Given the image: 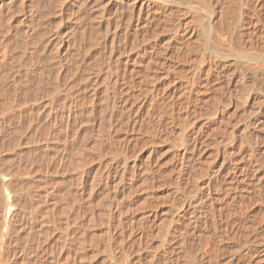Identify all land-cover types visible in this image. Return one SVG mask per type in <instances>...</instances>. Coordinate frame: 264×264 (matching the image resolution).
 <instances>
[{
    "label": "rangeland",
    "instance_id": "374dc122",
    "mask_svg": "<svg viewBox=\"0 0 264 264\" xmlns=\"http://www.w3.org/2000/svg\"><path fill=\"white\" fill-rule=\"evenodd\" d=\"M132 1L0 0V164L5 169H8L10 167L7 172L11 170L10 173L14 175H12V180L17 181L13 182L15 183V187H17L18 185L17 189H19L20 191L22 189V195H25L24 198L22 196V204L25 203L23 205L25 207L22 208L23 212L18 215V217L23 216V219L20 218V221L19 218L16 217L15 220L18 221H14V224L17 225H14V227L16 228L14 229L15 233L13 231V235L9 240L11 245L10 243H8L9 245H6L7 249L5 247L6 251H3V253L1 254L3 256V259H5L4 257H7L5 260H1L0 264H123L124 262L128 264H147V262L148 264H168L169 262H167V260H164V253L163 255L161 253L163 252L162 249L165 247V251H168L169 249L171 250H169V253L171 252L170 256H172V263L174 262L176 264L178 262V264H184L183 260H185V264H187L188 262L194 264L193 261L195 262V264H264V242L262 241L264 240V137H262L264 136V85H259L260 88L257 87L258 85H244L245 80L242 78H245V75L243 74L245 69L243 67L246 66H244V64H241L244 62H237L240 65L236 64L235 62V65L232 66V64L229 62L231 60H228L230 58L224 59L226 61L222 60L218 62L219 59H216L217 55L215 54H211V56L213 55L216 57H213L212 59L209 58V62H204V60L199 55L203 52H200V49H198L197 42L188 40L187 36L189 34H186L185 36L184 34H182L183 32H180L181 34H177L178 36L176 35V38L174 40H169L170 34H172L173 29L170 30L169 27H166V12L167 14L168 12H170L169 14L174 17L175 22H177L179 26L184 25V23L187 22L186 19L188 20V14L185 12L184 15V11L178 8L176 4L171 2L172 0ZM174 1H177L178 3H180L179 1H182V3L186 2L185 0ZM194 1L197 3L198 1L200 2V0ZM210 1L213 2L214 0ZM210 1H208V6L210 9L212 8L211 10H213L214 6L213 3L210 4ZM257 1L259 2V4L255 3L256 0H243V3L245 5L247 4L246 11L248 13L245 12V16H247L248 18V15L251 14V17L253 15L252 18H254L253 21L256 22L254 23L256 29L260 33H264V9H262L264 8V0ZM141 2L143 3V7H145L146 9L142 7V10L139 7L141 6L139 5ZM187 2L192 3L193 0H187ZM145 3L148 4L147 7L149 8V10H151L150 12L147 11V4ZM128 4L130 6H128ZM210 5L213 7H211ZM229 6L231 7L229 9H233L231 4L227 5V7ZM139 8L141 9V11H138ZM168 9H171L173 12L171 10L169 11ZM144 10H146L148 14ZM255 11H257L258 14ZM145 12L147 15H144ZM176 12L178 14H176ZM136 13H138V16L135 15ZM140 13L142 16H144V18L140 15ZM214 13L216 14L217 11H215ZM214 13L213 19L217 20L218 15H214ZM147 16H150L152 19H150V17L148 18ZM161 16H163L164 18ZM245 16L244 19L246 20L243 19V26H246L248 22ZM138 17H142V23L146 20L144 24L137 22ZM154 18L156 20H154ZM134 20L137 21L135 22ZM158 20H162V23ZM180 21L182 22L180 23ZM227 22L229 23L232 21L227 20ZM145 23L147 25H145ZM221 24H217V26H219L217 27V31L223 30V26H225V28L228 29H224V31L226 30L225 33L229 32V30L233 26L232 23H229L228 25H230L231 27L229 29L226 22H224L222 25ZM161 26H165V28L163 29ZM243 26L240 29L244 31L247 30L246 28H248V25L246 27ZM140 33H142L143 36ZM246 38L247 37H245V39ZM134 39H136L137 41H135ZM167 41L169 43H166ZM228 41H225L226 43L222 41V44H220L221 47H219V51L223 50L221 51L222 53L232 54L234 52L233 47L235 45L241 47L242 44H244L243 41V43L240 45L239 42L235 40L229 42ZM170 42H172V44ZM186 42H188V44L190 42V44L188 45L186 44ZM194 44H197V46ZM238 46L234 47V49ZM165 48L166 50H164ZM196 48L198 49L199 53H197ZM157 49L159 50L156 51ZM180 49H183L184 51H182L184 53ZM185 51L187 55L185 54ZM162 54L164 55V57ZM170 56L171 59L168 58ZM162 57L165 58L166 62L170 60L169 67H165L169 63H165ZM160 59H163L161 61H163L166 65L163 62L159 63ZM200 59L202 60L200 61ZM156 61H159L158 63L160 64V67L157 66L159 64ZM260 61L262 62V60ZM198 62L202 63L198 64ZM216 62L217 65L214 66V63ZM218 63H221L220 66ZM225 63H230L228 64L230 66ZM260 63L257 62L259 66L261 64L264 65V62H262L261 64ZM195 64L198 68H202L203 66H205L202 68L203 72L204 68L209 65L213 66H210L212 67L210 72H213L214 69L215 70L213 72V75L212 73H210V75L213 77H209V82L208 84H206L207 86L205 85L203 87H197V83L198 85H200L199 83L204 82L203 72L200 73L202 76L200 75L196 78L193 77L194 81L192 80V83L190 85L193 86L194 91L192 89V93L190 94L192 96H190L187 94V92L184 93L185 91L180 89L184 87L181 84L186 82L181 78V75L183 76L184 73L186 74L187 69L191 65L194 66ZM257 64L255 63L254 66L251 65L253 70L257 67L255 70L263 71L264 66L262 65L263 67H259ZM172 65L174 66L172 67ZM226 65L228 67H226ZM163 66L164 69L162 68ZM191 67L189 69H191ZM197 67L195 66L194 68L197 69ZM106 68H108L109 70ZM165 68H173L175 76L173 80L169 81V85L167 83L168 86L165 83L166 87H163V84H161V78L162 73L164 72V70H166ZM148 69H150L151 71ZM217 69L218 71L219 69H221L220 73L216 71ZM226 71H230V73H227ZM129 76L131 77L128 79ZM151 76H153V78H150ZM132 77L133 79H131ZM212 78L213 80H215V82L213 81L214 83H212ZM135 79L138 80H136L138 83L140 81L139 79H141L142 82L138 84L137 82L133 81ZM127 80H131L132 83ZM152 80L154 83L152 82ZM173 81L176 82H174L173 84ZM133 82H135V85H133ZM195 82L196 85L193 84ZM136 83L138 85H136ZM151 83H153V85ZM188 84L189 82H187L186 85ZM215 85L217 87H215ZM128 86L131 87L129 88ZM135 86H139L140 88H135ZM243 86L245 87L242 88ZM141 87H145V89H148L146 90L147 92L143 91L144 89H141ZM196 87L201 91L196 92ZM241 88L243 89V91ZM153 89H157L155 90L156 93ZM121 91L124 92L122 93ZM134 91L135 93H133ZM151 91L154 94H151ZM182 91H184L182 94L183 96L181 94L180 96L179 93H182ZM130 92L132 93V96L129 95ZM143 92H145V94ZM171 93H173V98L171 97L172 99L177 100L180 97L177 100L178 105L180 101H182L180 102L181 104L185 103L187 105L186 106L185 104H180V106L178 107L176 105L179 113L183 115V113H186V111L188 112V114L190 112V117L188 116V114H185L188 118L183 115V121H181L182 124L181 122L180 124L175 123V125H177L176 127L170 121V119H168V114H165L166 111H168L165 107V104L166 102H168L167 98L170 99ZM177 93L179 97L176 96ZM133 94H135L136 96ZM139 94H141V97L139 96ZM167 94L169 97L166 98ZM228 94L230 95L228 96ZM234 94L236 95V97ZM138 96L140 97V100L139 98H137L135 102L134 98ZM184 96H187L189 99ZM190 97L192 98V101L190 100ZM125 98L126 100L124 101ZM130 98L132 99V101H130ZM144 98L146 100L148 98L152 100L148 99V101L146 102ZM184 98H187V102L190 101V105L186 103ZM258 98L261 99L260 101L262 102L261 108L255 112H252V106H250V104L254 103L253 101L256 102L255 99L258 100ZM141 99L142 102H140ZM193 99L195 101H193ZM137 100L139 102H137ZM127 101L130 103H134H131L132 105L128 103L130 106L129 107L127 105ZM226 101L229 103L227 104ZM148 102L150 104H148ZM138 104H140V108H138ZM220 105H222V107ZM182 106L183 108H181ZM192 107H194L193 110H197L196 112L193 111L194 114H191L192 110L189 111L190 109H192ZM125 108L127 109V111ZM178 108L183 110L180 111ZM232 109H234L233 112ZM246 111L249 113H245ZM228 113L231 116L230 118ZM215 114H218L219 120L221 118L220 121L222 123H220V126L218 123L220 121H216L218 119H213V116ZM184 118L187 121H184ZM227 118L230 120L231 124H227L229 122ZM155 119L157 122H154ZM222 125L223 127L224 125H227L226 128L229 130V132L228 130L227 132H225L226 128L224 129V131H221V129L223 130ZM219 130L221 132H219ZM248 130L250 133L248 132ZM206 131L208 132L207 134ZM163 133H166V135H164ZM213 133L226 135V137L223 136L225 140L224 143L217 142V144H215L216 141H213L212 139V136L214 135ZM226 133L228 134V136ZM203 134L207 136L205 137ZM209 134L211 136H208ZM202 137L204 140L202 139V141L200 142ZM230 141H232L231 145L228 144L230 143ZM254 142L255 144L257 143L256 146L255 144H253ZM241 143L243 144V146L240 145ZM242 154L243 156H241ZM254 155H256V157ZM244 157H248L250 160L248 158L244 159ZM77 161L78 163L80 162V164H78ZM253 161L255 163L258 161L259 162L255 164ZM260 161L262 164L260 163ZM245 162L249 164H246ZM130 163L133 164L131 165ZM243 163L246 166L244 170L242 168L244 165ZM77 165L78 167H75ZM256 166H258L257 170ZM249 167L252 170H250ZM16 169L18 170L13 171ZM19 172H21V174H19ZM231 173H235L236 175H231ZM185 176L189 178L185 179ZM231 176H233L234 179ZM243 176L245 177V179L243 178L242 180ZM14 177L17 179H14ZM215 177H218V180L220 179L219 182L222 181L221 184L218 183V180H216ZM75 178L77 179L75 180ZM195 178L197 180H195ZM208 179H212V181L214 180L213 182L211 181L210 185V189L214 191V196L212 195L213 191L210 190L209 194H211L209 196L207 195L208 197H206V195L204 194L202 196L197 195L194 199L192 195L196 192L197 189H199V187H201L202 185L204 186ZM77 180L79 181L76 182ZM188 181L190 182L189 184ZM229 181L232 183L236 181L235 185L238 187H233L234 185L229 183ZM186 182L188 185L184 184ZM73 183L76 185H74ZM216 184L217 187L219 186L218 188L215 186ZM225 184H228V186L232 188H227ZM213 186H215L216 188H214ZM222 189L226 191V194L223 193L225 191H223ZM235 189H237L238 191ZM168 190H170V192ZM181 193H183L185 198L187 199L190 197L189 199L191 200V202L194 201L193 206H195L196 204V207H192V204L191 207L186 206L187 208L184 207L185 205L179 207L181 205L180 203L183 201H181V198L178 197ZM166 195H168L169 198H167L168 196ZM222 196H224V198ZM74 197L77 199H74ZM245 198L249 200L246 201ZM78 199L80 201H78ZM169 199L171 200L169 201ZM69 201L71 203H69ZM196 201L199 202L197 203ZM227 201L228 204L226 203ZM241 204L244 205L242 206ZM75 205L78 206L76 207ZM171 205L172 207H170ZM204 209L207 210L205 211ZM165 210L166 212H163ZM219 211L220 213L218 214ZM221 211L225 212V215ZM190 212H194L193 214L195 215L191 214L190 217L187 218L186 216H189L187 215V213L190 214ZM176 213L177 215L178 213L179 215L181 214L180 221L178 223L181 224L183 221H185V224L182 223L181 225H179L177 223L175 224L173 229H170L168 227L170 225L169 220H171L169 219V217H172V215H176ZM212 215L215 218H212ZM26 219L28 221H26ZM186 219L189 221H187ZM70 223H72V225ZM73 223H76L77 225ZM186 224L189 225L187 226ZM190 225L192 227L194 225V227L192 228L190 227ZM195 225L197 227H195ZM182 226L184 229L182 228ZM185 227L188 228L185 229ZM82 228L83 230H81ZM181 228L183 229V231H181ZM157 229L161 231L159 232ZM191 229L194 230L191 231ZM146 230L147 232H149L146 233ZM185 230H187L188 233ZM252 230L253 233L251 232ZM169 232H171L173 236ZM183 232L186 233V235H184ZM191 232L194 234H192ZM243 232L245 236L243 235ZM63 233L65 234V236ZM195 234H197V236ZM207 235L210 239L207 238ZM230 236L231 239H229ZM256 236L260 237L256 238ZM181 237H183V239ZM211 237L213 238L211 239ZM235 237L237 238V240ZM246 237H248L249 239ZM75 238L78 239V242H81L80 240L82 239V243L79 244ZM196 238L198 239L196 240ZM233 238L234 240H232ZM218 239H220L221 241H218ZM254 239H256L257 242ZM183 240L185 241L183 242ZM195 241H198V243ZM181 242H183V244ZM245 242H247L248 244ZM163 243L165 245H168V247L164 246ZM180 244L182 245L180 246ZM248 245H250L252 249ZM74 247L75 249H78V251L75 250ZM121 247L123 249H121ZM143 247H145L146 249ZM233 247L237 249H234ZM238 247L240 248V250ZM243 248H247V250L249 249L251 252ZM254 248L256 250H253ZM151 249L152 251H149ZM66 250L69 251V254ZM71 250H73L74 252ZM245 250L249 253L247 254ZM95 251L96 253H94ZM189 251L190 253L192 252L191 255L194 254L193 252H195L193 257H190L189 253V255H186V252ZM253 251L255 252L253 253ZM136 253H138L139 255ZM104 254H106L107 256ZM130 254L132 257L130 256ZM149 254L151 255V257ZM79 255L83 257H80L81 260L79 258ZM200 255L203 256L201 257V259ZM2 256L0 259H2ZM187 256V259H189V257L191 259L186 261ZM76 257H78L79 259ZM147 257H149V259ZM115 258L118 260H116ZM108 259L110 261H108ZM202 259H204L205 261Z\"/></svg>",
    "mask_w": 264,
    "mask_h": 264
},
{
    "label": "bare ground",
    "instance_id": "6f19581e",
    "mask_svg": "<svg viewBox=\"0 0 264 264\" xmlns=\"http://www.w3.org/2000/svg\"><path fill=\"white\" fill-rule=\"evenodd\" d=\"M132 1V0H131ZM141 1V0H140ZM145 1H147V0H145ZM168 1V0H167ZM171 1V0H170ZM169 1V2H170ZM186 2H183L182 3V1H179L180 3H178L177 1H174V0H172L171 2H173L174 4H176L177 6H178V8H180L182 11H184V15H185V12L188 14V20L186 19V21L187 22H185L184 23V25H178L177 24V22H175V19H174V17H172V15L171 14H169L170 12H168V14H167V12H166V19H167V25H166V27H169L170 28V30L171 29H173L172 30V34H170V37H169V40H174L175 38H176V35L177 34H181L180 32H183L182 34H184L185 36H186V34H189L187 37H188V40L189 41H195V42H197L198 43V46H197V44H194V45H196L197 47H198V49H200V52H203L202 54L200 53L199 55H200V57L204 60V62L205 61H208L209 62V58H213V57H216V56H211V54H215V55H217V57H216V59H219L218 60V62H220V61H222V60H224V59H227V58H230V59H228V60H231V61H229L231 64H232V66L233 65H235V62H236V64H238V63H240V62H244V63H241V64H244V66H246V67H243L245 70H244V77L245 78H242V79H244L245 81H244V85H247V86H257V87H259V85L261 86L262 84L264 85V68H263V71H260V70H253V68H252V66L251 65H253L254 66V64L256 63L257 64V62L258 63H260L261 61L260 60H262V62H264L263 61V59H264V33L262 32V33H260L257 29H256V27H255V24L254 23H256L255 21H253V19L254 18H252L253 17V15H252V17L250 16V15H248V18H247V16H245V12H247L246 11V5L243 3V0H214L213 2L212 1H210V0H208V1H210L211 3L210 4H212L213 3V6H211V7H213V10H211L210 8H209V2L207 1V0H200V2L198 1V3L197 2H195L194 0H193V4L192 3H189V2H187V0H185ZM189 1H191V0H189ZM247 1V0H246ZM133 2V1H132ZM131 2V3H132ZM149 2V1H148ZM147 2V3H148ZM152 2V1H151ZM250 2V1H249ZM263 2V1H262ZM130 3V2H129ZM142 3V2H141ZM139 4V5H141V6H139L141 9H142V7H143V3L142 4ZM147 3H145V4H147ZM195 3H197V4H195ZM253 3V2H252ZM256 4H259V2L256 0V2H255ZM125 4V3H124ZM144 4V5H145ZM162 4V3H161ZM168 4V3H167ZM229 4H231L232 5V8L233 9H229V8H231L230 6L229 7H227V5H229ZM133 5V4H132ZM155 5V4H154ZM164 5V4H163ZM176 5H175V7H176ZM128 6H130L129 4H128ZM148 6V4L146 5V7ZM172 6V5H171ZM170 6V7H171ZM132 7V6H131ZM138 9V11L140 10L141 11V9ZM143 8H145V7H143ZM152 8V7H151ZM165 8V7H164ZM260 8V7H259ZM132 9V8H131ZM130 9V10H131ZM146 9V8H145ZM153 9V8H152ZM167 9V8H166ZM165 9V10H166ZM173 9H174V7H173ZM262 9H264V8H262ZM143 10V9H142ZM157 10V9H156ZM169 10V9H168ZM167 10V11H168ZM171 10V9H170ZM169 10V11H170ZM217 11V17H218V21L216 20V19H213V13L215 12V11ZM250 10V9H249ZM128 11V10H127ZM137 11V12H138ZM144 11H146V10H144ZM143 11V12H144ZM147 11L148 12H150L151 10H149V8L147 7ZM146 11V12H147ZM153 11V10H152ZM172 11V10H171ZM214 11V12H213ZM258 11V10H257ZM257 11H255L256 13H257ZM146 12H145V14L144 15H147L148 14V12H147V14H146ZM155 12V11H154ZM153 12V13H154ZM162 12V11H161ZM173 12V11H172ZM178 12V11H177ZM176 12V14H178ZM179 12H181V11H179ZM130 13V12H129ZM139 13V12H138ZM138 13H136L135 15H137ZM165 13V12H164ZM163 13V14H164ZM248 13V12H247ZM173 14V13H172ZM175 14V15H176ZM183 14V13H182ZM215 13H214V15H216ZM258 14V13H257ZM140 15H141V13H140ZM139 15V16H140ZM152 15V14H151ZM174 15V16H175ZM180 15V14H179ZM131 16V15H130ZM138 16V15H137ZM136 16V17H137ZM142 16V15H141ZM244 16L247 18V20H248V22H247V25H248V28H246L247 30H241L240 28L243 26V19H244ZM135 17V16H134ZM143 18H144V16H142ZM142 17H138L137 18V22H139V23H142L141 22V19H142ZM148 18L150 17V16H147ZM155 17V16H154ZM160 17V16H159ZM161 17H163V16H161ZM158 18V17H157ZM164 18V17H163ZM163 18H161V19H163ZM215 18V17H214ZM256 18V17H255ZM258 18V17H257ZM264 18V17H263ZM129 19V18H128ZM150 19H152L151 17H150ZM165 19V20H166ZM177 19V18H176ZM184 19V18H183ZM232 21V22H229L230 24L232 23V28L230 27V25H228L229 23L227 22V20L228 21H230V20ZM154 20H156L155 18H154ZM215 20H216V22H215ZM244 20H246V19H244ZM256 20V19H255ZM258 20V19H257ZM135 21V20H134ZM135 21V22H136ZM143 21V20H142ZM146 21V20H145ZM144 21V22H145ZM151 21V20H150ZM149 21V22H150ZM158 21H160V20H158ZM162 21V20H161ZM160 21V22H161ZM144 22L142 23V24H144ZM159 22V23H160ZM182 21H180V23H181ZM184 22V21H183ZM224 22H226L227 23V25H228V27H229V32H226L225 33V31L226 30H228L227 28H225V26H223V28L224 29H226L225 31H224V29L223 30H219V31H217V27H219V26H217V24L219 23V24H223ZM151 23V22H150ZM157 23V22H156ZM162 23V22H161ZM258 23V22H257ZM155 24V23H154ZM166 24V23H165ZM221 24V25H222ZM246 24V23H245ZM136 25V24H135ZM141 25V24H140ZM145 25H147L146 23H145ZM220 25V26H221ZM226 25V24H225ZM226 25V26H227ZM246 25V26H247ZM142 26H144V25H142ZM245 26V25H244ZM243 26V27H244ZM245 26V27H246ZM261 26V25H260ZM146 27V26H145ZM160 27V26H159ZM162 27V26H161ZM136 28H138V27H136ZM163 29L165 28V26H163L162 27ZM144 29V28H143ZM148 29V28H147ZM156 29V28H155ZM161 29V28H160ZM162 29V30H163ZM220 29H221V27H220ZM157 30H159V29H157ZM166 30V29H165ZM168 30V29H167ZM148 31V30H147ZM161 31V30H160ZM169 31V30H168ZM224 31V32H223ZM261 31V30H260ZM150 32V31H149ZM154 32V31H153ZM135 33V32H134ZM143 33V32H142ZM142 33H140V34H142ZM136 34V33H135ZM135 34H133V35H135ZM144 34V33H143ZM143 34H142V36H143ZM162 34V33H161ZM146 35H148V34H146ZM150 35V34H149ZM153 36V35H152ZM178 36V35H177ZM247 37L246 39H245V37ZM136 37V36H135ZM138 37V36H137ZM164 37V36H163ZM181 38V37H180ZM185 38V37H184ZM137 39V38H136ZM136 39H134L135 41H137ZM144 39H145V37H144ZM143 39V40H144ZM149 39H150V37H149ZM166 39V38H165ZM168 40V39H167ZM168 40V41H169ZM197 40V41H196ZM232 41V40H235V41H237V42H239V45L240 44H242L243 42H244V44H242V46L241 47H239L238 45H233L234 47H236V46H238L237 48H235V49H237V50H235L234 49V47H233V50H234V52L232 53V54H227V53H222L221 51H223V50H221V51H219L220 49H219V47H221V45L220 44H222V41ZM149 41V40H148ZM166 42V43H169V42ZM183 41V40H182ZM187 41V40H186ZM221 41V42H220ZM228 41V42H229ZM234 41V42H235ZM243 41V42H242ZM164 42H165V40H164ZM163 42V43H164ZM178 42V41H177ZM220 42V43H219ZM225 42V43H226ZM171 44H172V42H170ZM183 43V42H182ZM219 43V44H218ZM236 43V42H235ZM159 44V43H158ZM170 44V45H171ZM186 44H188V42H186ZM189 44H190V42H189ZM188 44V45H189ZM233 44V43H232ZM238 44V43H237ZM137 45V44H136ZM161 45H162V43H161ZM165 45V44H164ZM168 45V44H167ZM181 45V44H180ZM218 45H220V46H218ZM135 46V45H134ZM159 46V45H158ZM166 46V45H165ZM176 46H178V45H176ZM182 46V45H181ZM217 46V47H216ZM223 46V45H222ZM225 46V45H224ZM227 46V45H226ZM229 46V45H228ZM153 47V46H152ZM167 47V46H166ZM186 47H188V46H186ZM194 47V46H193ZM164 48V47H163ZM169 48V47H168ZM175 48V47H174ZM173 48V49H174ZM179 48V47H178ZM181 48V47H180ZM225 48V47H224ZM227 48V47H226ZM189 49H190V47H189ZM195 49V48H194ZM197 49V48H196ZM198 49H197V53H199L198 52ZM223 49V48H222ZM159 49H157L156 51H158ZM161 50V49H160ZM164 50H166V48L164 49ZM163 50V51H164ZM179 50V49H178ZM181 50V49H180ZM183 50V49H182ZM181 50V51H182ZM186 50H187V48H186ZM231 50H232V48H231ZM155 51V50H154ZM184 51V50H183ZM182 51V52H183ZM192 51H193V49H192ZM175 52V51H174ZM190 52V51H189ZM195 52V51H194ZM228 52V51H227ZM159 53H160V51H159ZM162 53H164V52H162ZM181 53V52H180ZM184 53V52H183ZM156 54V53H155ZM158 54V53H157ZM167 54V53H166ZM169 54V53H168ZM182 54V53H181ZM180 54V55H181ZM185 54H186V51H185ZM184 54V55H185ZM160 55V54H159ZM159 55H157V56H159ZM163 55V54H162ZM175 55V54H174ZM184 55H183V58H184ZM187 55V54H186ZM165 56H167V55H165ZM169 56V55H168ZM177 56V55H176ZM182 56V55H181ZM190 56V55H189ZM198 56V55H197ZM211 56V57H210ZM149 57V56H148ZM163 57H164V55H163ZM162 57V58H163ZM188 57V56H187ZM158 58V57H157ZM161 58V57H160ZM169 59H171V56L170 57H168ZM152 59V58H151ZM151 59H150V62H151ZM164 59V61H165V58H163ZM163 59H160V62L159 63H162L163 61H161V60H163ZM179 59V58H178ZM187 59V58H186ZM202 59H200V61L202 60ZM189 60V59H188ZM198 60H199V58H198ZM227 60V61H228ZM153 61H154V59H153ZM170 61V60H169ZM169 61H167L168 63H169ZM187 61V60H186ZM195 61V60H194ZM213 61H214V59H213ZM224 61H226V60H224ZM148 62V61H147ZM157 62V61H156ZM157 62V63H158ZM166 61H165V63H167ZM188 62V61H187ZM193 62V61H192ZM210 62H211V60H210ZM238 62V63H237ZM261 62V63H262ZM158 63V64H159ZM164 63V62H163ZM164 63V64H165ZM167 63V64H168ZM178 63V62H177ZM202 62H198V64H201ZM213 63V62H212ZM230 63H228V64H230ZM260 63V64H261ZM148 64H150V63H148ZM152 64V63H151ZM205 64V63H204ZM211 64V63H210ZM219 64V63H218ZM221 64V63H220ZM220 64H219V66H220ZM223 64V63H222ZM225 64H227V63H225ZM227 64V65H228ZM246 64V65H245ZM162 65V64H161ZM166 65V64H165ZM169 65H170V63L168 64V65H166L165 67H169ZM176 65V64H175ZM182 65V64H181ZM209 65V64H208ZM217 65V62L216 63H214V66H216ZM224 65V64H223ZM226 65V67H228V66H230V65H228L227 66ZM238 65H240V64H238ZM258 65V64H257ZM257 65H255V66H257ZM263 64H261L260 66H262ZM156 66V65H155ZM155 66H154V69H155ZM157 66H159L160 67V64L159 65H157ZM156 66V67H157ZM174 65H172V67H173ZM191 66H193V65H191ZM190 66V67H191ZM197 67V65L195 64L193 67H191V69H187V72H186V74L184 75L183 74V76L181 75V78L182 79H184L186 82L185 83H183V84H181V85H183L184 87L183 88H180V89H182V90H184V91H182V93H179V95L181 94H183V92L184 93H186L187 92V94L188 95H190L191 93H192V89H193V86H191L190 84L192 83V80L194 79L193 77H199L201 74L200 73H202L203 71V67H205V66H203L202 68L201 67H197V69L196 68H194V67ZM210 66H212V65H209V66H206V68H204V82H202V83H199L200 85H198V83H197V87L199 88V86H205L206 84H208V82H209V77L211 76L210 75V73H212V75H213V72H214V70H213V72H210V70H211V68L213 67H210ZM222 66V65H221ZM225 66V65H224ZM231 66V67H232ZM237 66V65H236ZM242 66V65H241ZM241 66H240V68H241ZM259 66V65H258ZM259 66V67H260ZM264 66V65H263ZM262 66V67H263ZM106 67H108V66H106ZM180 67V66H179ZM223 67V66H222ZM222 67H217V68H222ZM225 67V68H226ZM163 69H164V66L162 67ZM201 68V69H200ZM216 68V67H215ZM224 68V67H223ZM238 68V67H237ZM237 68H235V69H237ZM239 68V69H240ZM242 68V69H243ZM106 69H108V68H106ZM105 69V70H106ZM146 69V68H145ZM166 70H164V72L162 73V78H161V84H163V87H166L165 86V83H166V85H167V83H168V85H169V81L170 80H173V78H174V76H175V72H174V70H173V68L171 69V68H165ZM230 69V68H229ZM234 69V70H235ZM262 69V68H261ZM109 70V69H108ZM107 70V71H108ZM147 70V69H146ZM148 70H150V69H148ZM157 70V69H156ZM158 70H160V69H158ZM232 70V69H231ZM233 70V71H234ZM151 71V70H150ZM162 71V70H161ZM186 71V70H185ZM216 71H218V69L216 70ZM220 71H221V69H219V73H220ZM223 71V70H222ZM232 71V72H233ZM240 71V70H239ZM260 71V72H259ZM109 72V71H108ZM117 72V71H116ZM153 72H155V71H153ZM227 72V71H226ZM218 73V74H219ZM227 73H230V71L229 72H227ZM226 73V74H227ZM236 73H238V72H236ZM240 73V72H239ZM106 74H107V72H106ZM110 74V73H109ZM112 74H113V72H112ZM147 74V73H146ZM177 74V73H176ZM226 74H225V76H226ZM115 75V74H114ZM154 75V74H153ZM156 75V74H155ZM158 75H160V74H158ZM228 75H230V74H228ZM237 75H239V74H237ZM132 76V75H131ZM131 76H129L128 77V79L131 77ZM180 76V75H179ZM178 76V77H179ZM202 76V75H201ZM219 76V75H218ZM236 76V75H235ZM161 77V76H160ZM211 77H213V76H211ZM227 77H229V76H227ZM240 77H242V76H240ZM150 78H153V76H151ZM203 78V77H202ZM131 79H133V77L131 78ZM198 79V78H197ZM226 79V78H225ZM241 79V80H242ZM137 79H135V80H133V81H135V82H137L136 81ZM140 81H139V83H141L142 81H141V79H139ZM175 80V79H174ZM177 80V79H176ZM180 80V79H179ZM178 80V81H179ZM199 80V79H198ZM217 80V79H216ZM229 80V79H228ZM239 80V79H238ZM117 81V80H116ZM127 81H130V83H132V81L131 80H127ZM168 81V82H167ZM194 81V80H193ZM210 81H211V78H210ZM215 82V80H213V78H212V83H214ZM223 81V80H222ZM135 82H133V85H135L134 83ZM145 82V81H144ZM152 82H153V80H152ZM174 82H176V81H173V84H174ZM187 82H189V84L188 85H186L187 84ZM198 82H200V81H198ZM138 83V82H137ZM136 83V85H138ZM154 83V82H153ZM153 83H151L152 85H153ZM172 83V82H171ZM217 83V82H216ZM225 83H227V82H225ZM235 83V82H234ZM185 84V85H184ZM193 84H195L196 85V82L195 83H193ZM210 84V83H209ZM150 85V84H149ZM151 85V86H152ZM167 85V86H168ZM178 85H180V84H178ZM225 85V84H224ZM117 86V85H116ZM115 86V87H116ZM124 86V85H123ZM125 86H126V83H125ZM207 86V85H206ZM220 86V85H219ZM129 87V86H128ZM127 87V88H128ZM131 87V86H130ZM129 87V88H130ZM138 88H140L139 86H137ZM136 86H135V88H137ZM162 87V86H161ZM175 87V86H174ZM196 87V88H197ZM215 87H217L216 85H215ZM228 87V86H227ZM241 87V86H240ZM245 86H243L242 88H244ZM120 88V87H119ZM124 88V87H123ZM128 88V89H129ZM152 88V87H151ZM196 89V92H199V91H201V90H199V89ZM210 88V87H209ZM241 88V89H242ZM260 88V87H259ZM264 88V87H263ZM112 89V88H111ZM125 89V88H124ZM127 89V90H128ZM132 89H134V88H132ZM141 89H144L143 91H145V92H147L146 90H148V89H145V87H141ZM140 89V90H141ZM172 89V88H171ZM178 89V88H177ZM176 89V90H177ZM212 89V88H211ZM219 89V88H218ZM230 89H232V88H230ZM248 89V88H247ZM131 90V89H130ZM136 90V89H135ZM151 90V89H150ZM154 90V89H153ZM155 90H157V89H155ZM154 90V92L156 93V91ZM204 90V89H203ZM207 90V89H206ZM213 90V89H212ZM215 90V89H214ZM254 90V89H253ZM263 90V89H262ZM126 91V90H125ZM161 91V90H160ZM166 91V90H165ZM181 91V90H180ZM179 91V92H180ZM193 91H194V89H193ZM224 91V90H223ZM238 91V90H237ZM242 91H243V89H242ZM248 91V90H247ZM113 92V91H112ZM122 93L124 92V91H121ZM127 92V91H126ZM132 92V91H131ZM130 92V93H131ZM142 92V91H141ZM145 92H143L144 94H145ZM148 92H150V91H148ZM159 92V91H158ZM173 92V91H172ZM227 92V91H226ZM239 92V91H238ZM128 93V92H127ZM126 93V94H127ZM129 93V95H131L132 96V93L130 94ZM133 93H135V91L133 92ZM137 93V92H136ZM142 93V94H143ZM163 93V92H162ZM168 93V92H167ZM195 93V92H194ZM193 93V94H194ZM219 93V92H218ZM224 93V92H223ZM231 93V92H230ZM240 93H242V92H240ZM252 93V92H251ZM125 94V93H124ZM143 94V95H144ZM147 94V93H146ZM148 94H150V93H148ZM151 94H154V93H152V91H151ZM173 93H171L170 95V99L169 98H167V97H169L168 96V94H167V96H166V98L168 99V102H166V108H167V110L168 111H166V109H165V111H166V115L168 116V119H170V121L175 125V123L176 124H180V122L181 121H183V119H182V117H183V115H185V114H188V112L186 111V113H183V115H181L180 113H179V111L177 110V107L178 106H180V102H182V101H180L179 102V105H178V102H177V100L180 98L179 97V95H178V93H177V95L176 96H178L179 98L176 100V99H172L173 97V95H172ZM197 94V93H196ZM133 95H135V94H133ZM141 94H139V96H140ZM156 95V94H155ZM154 95V96H155ZM159 95V94H158ZM161 95V94H160ZM180 95V96H181ZM187 95V96H188ZM215 95V94H214ZM230 94H228V96H229ZM235 95V94H234ZM254 95H256V94H254ZM136 96V95H135ZM135 97L134 98V101L136 102V99L137 98H139V100H140V97ZM150 96V95H149ZM152 96V95H151ZM157 96V95H156ZM183 96V95H182ZM187 96H184V97H187ZM190 96H192V95H190ZM217 96V95H216ZM227 96V97H228ZM264 96V95H263ZM262 96V97H263ZM126 97H128V96H126ZM142 97H144V96H142ZM161 97V96H160ZM162 97H164V96H162ZM172 97V98H171ZM221 97V96H220ZM223 97V96H222ZM235 97H236V95H235ZM153 98V97H152ZM155 98V97H154ZM159 98V97H158ZM175 98V97H174ZM177 98V97H176ZM181 98H183V97H181ZM188 98V97H187ZM186 98V99H187ZM232 98V97H231ZM240 98V97H239ZM261 98V97H260ZM127 99H129V98H127ZM143 99V98H142ZM142 99H141V101L140 102H142ZM145 99V98H144ZM148 99H150V98H148ZM148 99L146 100V102L148 101ZM186 99L184 98V100L186 101ZM189 99V98H188ZM192 98L190 97V100H191ZM216 99H217V97H216ZM215 99V100H216ZM223 99V98H222ZM221 99V100H222ZM242 99H244V98H242ZM122 100V99H121ZM126 100V98L124 99V101ZM144 100V101H145ZM150 100H152V99H150ZM149 100V101H150ZM159 100V99H158ZM163 100V99H162ZM165 100V99H164ZM176 100V101H175ZM183 100V101H184ZM202 100H204V99H202ZM219 100H220V98H219ZM218 100V101H219ZM235 100V99H234ZM252 100H254V99H252ZM256 100V102L255 101H253L254 103H252V104H250V106H252V108H251V111L252 112H255V111H257L258 109H260L261 108V104H262V102L260 101L261 99H259L258 98V100L257 99H255ZM129 101V100H128ZM127 101V105L129 106V104L128 103H130V102H128ZM130 101H132V99L130 98ZM188 101V100H187ZM186 101V103L187 104H189L190 105V101L189 102H187ZM192 101V100H191ZM193 101H195L194 99H193ZM258 101V102H257ZM137 102H139L138 100H137ZM145 102V103H146ZM165 102V101H164ZM204 102V101H203ZM227 102V101H226ZM261 102V103H260ZM123 103H125V102H123ZM132 104L134 103V102H131ZM130 103V104H131ZM160 103V102H159ZM229 102H227V104H228ZM113 104V103H112ZM131 104V105H132ZM148 104H150L149 102H148ZM156 104V103H155ZM185 103H182L181 105H184ZM226 104V103H225ZM234 104H236V103H234ZM240 104V103H239ZM254 104V105H253ZM116 105V104H115ZM119 105V104H118ZM139 105L140 104H138V108H140L139 107ZM147 105V104H146ZM152 105V104H151ZM163 105V104H162ZM161 105V106H162ZM176 105H177V107H176ZM186 105V104H185ZM188 105V106H189ZM192 105V104H191ZM241 105V104H240ZM243 105V104H242ZM109 106V105H108ZM127 106V107H128ZM187 106V105H186ZM204 106V105H203ZM221 107H222V105H220ZM111 107V106H110ZM124 107H125V104H124ZM130 107V106H129ZM143 107V106H142ZM201 107V106H200ZM236 107V106H235ZM240 107V106H239ZM264 107V106H263ZM147 108V107H146ZM160 108V107H159ZM181 108H183V106L181 107ZM185 108V107H184ZM193 108L194 107H192V109H190L189 111H191L192 110V112H191V114H194V112H196L195 111V109L193 110ZM204 108V107H203ZM215 108V107H214ZM124 109V108H123ZM126 109V108H125ZM180 111L181 110H183V109H180V108H178ZM212 109V108H211ZM239 109V108H238ZM245 109V108H244ZM244 109H243V111H244ZM254 111H253V110ZM119 110V109H118ZM144 110V109H143ZM150 110V109H149ZM153 110V109H152ZM206 110V109H205ZM215 110V109H214ZM221 110H222V108H221ZM220 110V111H221ZM233 110L234 109H232V112H233ZM246 110V109H245ZM248 110V109H247ZM113 111V110H112ZM126 111H127V109H126ZM137 111V110H136ZM184 111H185V109H184ZM194 111V112H193ZM200 111V110H199ZM249 111V110H248ZM250 111V112H251ZM124 112V111H123ZM150 112H152V111H150ZM158 112V111H157ZM161 112H162V110H161ZM203 112V111H202ZM229 112V111H228ZM127 113H129V112H127ZM132 113H134V112H132ZM155 113V112H154ZM201 113V112H200ZM222 113V112H221ZM220 113V114H221ZM241 113V112H240ZM240 113H238V114H240ZM245 113H249V112H245ZM244 113V114H245ZM145 114V113H144ZM143 114V115H144ZM152 114V113H151ZM161 114V113H160ZM163 114V113H162ZM189 114H190V112H189ZM189 114H188V116H189ZM210 114V113H209ZM213 114V113H212ZM231 114V113H230ZM233 114V113H232ZM258 114V113H257ZM135 115V114H134ZM140 115V114H139ZM211 115V114H210ZM223 115V114H222ZM228 115H229V113H228ZM234 115V114H233ZM246 115H248V114H246ZM260 115V114H259ZM129 116V115H128ZM127 116V117H128ZM148 116V115H147ZM150 116V115H149ZM161 116V115H160ZM186 116V115H185ZM184 116V117H185ZM194 116V115H193ZM192 116V117H193ZM200 116V115H199ZM241 116H242V114H241ZM130 117V116H129ZM144 117V116H143ZM155 117V116H154ZM158 117V116H157ZM187 117V116H186ZM190 117V116H189ZM221 117V116H220ZM231 116L229 115V118H230ZM247 117V116H246ZM135 118V117H134ZM188 118V117H187ZM234 118V117H233ZM240 118H242V117H240ZM239 118V119H240ZM254 118V117H253ZM147 119V118H146ZM160 119V118H159ZM191 119V118H190ZM189 119V120H190ZM194 119V118H193ZM213 119H218V114H215L214 116H213ZM228 119V118H227ZM245 119V118H244ZM134 120H136V119H134ZM149 120V119H148ZM153 120V119H152ZM220 120H221V118H220ZM219 119L218 120H216V121H220ZM229 120V119H228ZM254 120V119H253ZM264 120V119H263ZM122 121V120H121ZM138 121V120H137ZM156 121V119L154 120V122ZM163 121V120H162ZM184 121H187V120H185V118H184ZM193 121V120H192ZM212 121V120H211ZM232 121V120H231ZM239 121V120H238ZM260 121V120H259ZM134 122V121H133ZM136 122V121H135ZM153 122V121H152ZM153 122V123H154ZM157 122V121H156ZM204 122V121H203ZM213 122V121H212ZM224 122V121H223ZM123 123V122H122ZM139 123V122H138ZM148 123V122H147ZM160 123V122H159ZM191 123V122H190ZM219 123V126H220V123H222L221 121L220 122H218ZM217 123V124H218ZM230 123V120H229V122L227 123V124H229ZM252 123V122H251ZM257 123V122H256ZM169 124V123H168ZM181 124H182V122H181ZM183 124H184V122H183ZM226 124V123H225ZM231 124V123H230ZM262 124V123H261ZM260 124V125H261ZM138 125V124H137ZM156 125V124H155ZM155 125H154V127H155ZM163 125H164V123H163ZM166 125V124H165ZM170 125H171V123H170ZM196 125V124H195ZM205 125V124H204ZM236 125V124H235ZM246 125V124H245ZM258 125V124H257ZM132 126V125H131ZM162 126V125H161ZM169 126V125H168ZM177 125H175V127H176ZM182 126V125H181ZM226 126L227 125H224V127H223V125H222V128H223V130L221 129V131H224V129L226 128ZM243 126V125H242ZM252 126V125H251ZM138 127V126H137ZM153 127V126H152ZM165 127V126H164ZM172 127V126H171ZM179 127V126H178ZM183 127H184V125H183ZM192 127V126H191ZM198 127H199V125H198ZM245 127V126H244ZM253 127V126H252ZM263 127V126H262ZM146 128V127H145ZM218 128V127H217ZM204 129V128H203ZM209 129V128H208ZM219 129H220V127H219ZM246 129V128H245ZM255 129V128H254ZM257 129V128H256ZM151 130V129H150ZM156 130V129H155ZM169 130V129H168ZM167 130V131H168ZM182 130V129H181ZM183 130H184V128H183ZM201 130V129H200ZM218 130V129H217ZM227 128H226V130H225V132H227ZM164 131V130H163ZM174 131V130H173ZM173 131H172V135H173ZM192 131V130H191ZM194 131V130H193ZM204 131V130H203ZM215 131H216V129H215ZM220 130H219V132H221ZM261 131V130H260ZM171 132V131H170ZM176 132V131H175ZM218 132V131H217ZM228 132H229V130H228ZM248 132H249V130H248ZM201 133V132H200ZM204 133V132H203ZM208 132L206 131V134H207ZM211 133V132H210ZM224 133V132H223ZM245 133V132H244ZM250 133V132H249ZM164 134V133H163ZM169 134V133H168ZM171 134V133H170ZM179 134V133H178ZM194 134V133H193ZM202 134V133H201ZM214 135L212 136V139H213V141H216V143L215 144H217V142L218 143H224V138H223V136H225L226 137V135H224V134H221V135H219L218 133H213ZM227 134V133H226ZM239 134V133H238ZM164 135H166V133L164 134ZM188 135V134H187ZM199 135V134H198ZM204 135V134H203ZM168 136V135H167ZM176 136V135H175ZM184 136V135H183ZM205 136V135H204ZM203 136V137H204ZM207 136V135H206ZM205 136V137H206ZM208 136H211L210 134L208 135ZM227 136H228V134H227ZM137 137V136H136ZM197 137V136H196ZM199 137V136H198ZM203 137L201 138V140H200V142L202 141V139H203ZM204 137V138H205ZM231 137H233V136H231ZM250 137V136H249ZM257 137V136H256ZM261 137V136H260ZM260 137H259V139H260ZM262 137H264V136H262ZM165 138V137H164ZM169 138V137H168ZM167 138V139H168ZM177 138V137H176ZM187 138V137H186ZM228 138V137H227ZM235 138H236V136H235ZM247 138V137H246ZM255 138V137H254ZM189 139H190V137H189ZM200 139V138H199ZM198 139V140H199ZM211 139V140H212ZM240 139V138H239ZM245 139V138H244ZM253 139V138H252ZM194 140H195V138H194ZM204 140V139H203ZM235 140V139H234ZM237 140V139H236ZM242 140V139H241ZM133 141V140H132ZM168 141V140H167ZM179 141V140H178ZM185 141H187V140H185ZM232 141H233V139H232ZM232 141H230V143H228L229 145H231V142ZM262 141V140H261ZM263 141H264V139H263ZM194 142V141H193ZM241 142V141H240ZM248 142V141H247ZM250 142V141H249ZM258 142H260V141H258ZM185 143V142H184ZM196 143V142H195ZM198 143V142H197ZM204 143V142H203ZM209 143V142H208ZM234 143V142H233ZM179 144V143H178ZM238 144H239V142H238ZM250 144H252V143H250ZM249 144V145H250ZM253 144H255V142L253 143ZM257 144V143H256ZM256 144H255V146H256ZM211 145V144H210ZM240 145H242L243 146V144L241 143ZM184 146V145H183ZM194 146H196V145H194ZM200 146V145H199ZM205 146V145H204ZM214 146V145H213ZM117 147V146H116ZM122 147V146H121ZM215 147V146H214ZM234 147V146H233ZM240 147V146H239ZM250 147V146H249ZM252 147V146H251ZM125 148V147H124ZM191 148V147H190ZM222 148V147H221ZM253 148V147H252ZM197 149V148H196ZM201 149H203V148H201ZM251 149V148H250ZM184 150V149H183ZM188 150V149H187ZM186 150V151H187ZM191 150V149H190ZM228 150V149H227ZM241 150V149H240ZM247 150V149H246ZM119 151V150H118ZM230 151V150H229ZM234 151V150H233ZM262 151H263V149H262ZM183 152V151H182ZM181 152V153H182ZM190 152V151H189ZM193 152V151H192ZM201 152V151H200ZM215 152V151H214ZM231 152V151H230ZM245 152V151H244ZM251 152V151H250ZM196 153V152H195ZM248 153V152H247ZM252 153V152H251ZM256 153H257V151H256ZM1 154V153H0ZM178 154V153H177ZM192 154H194V153H192ZM199 154V153H198ZM232 154V153H231ZM241 154V153H240ZM245 154V153H244ZM250 154V153H249ZM249 154H247V155H249ZM254 154V153H253ZM260 154V153H259ZM185 155V154H184ZM188 155V154H187ZM230 155V154H229ZM81 156V155H80ZM182 156V155H181ZM180 156V157H181ZM197 156V155H196ZM224 156V155H223ZM222 156V157H223ZM241 156H243V154L241 155ZM251 156V155H250ZM255 157H256V155H254ZM264 156V155H263ZM183 157V156H182ZM232 157V156H231ZM249 157V156H248ZM248 157H244V159L245 158H248ZM113 158V157H112ZM185 158V157H184ZM227 158V157H226ZM236 158V157H235ZM234 158V159H235ZM261 158V157H260ZM259 158V159H260ZM263 158V157H262ZM188 159H189V156H188ZM192 159V158H191ZM223 159V158H222ZM232 159V158H231ZM249 159V158H248ZM247 159V160H248ZM178 160V159H177ZM237 160V159H236ZM236 160H233V161H236ZM250 160V159H249ZM258 160V159H257ZM79 161V160H78ZM78 161H77V163H78ZM80 161H81V159H80ZM179 161H180V159H179ZM256 161V160H255ZM76 162V161H75ZM181 162H182V159H181ZM229 162V161H228ZM247 162V161H246ZM245 162V163H246ZM250 162H252V161H250ZM254 162V161H253ZM259 162V161H258ZM258 162H256V163H258ZM263 162H264V160H263ZM180 163V162H179ZM255 163V162H254ZM253 163V164H254ZM255 163V164H256ZM260 163H261V161H260ZM78 164H80V162L78 163ZM118 164V163H117ZM131 164V163H130ZM133 164V163H132ZM131 164V165H132ZM244 164V163H243ZM246 164H249V163H246ZM252 164V163H251ZM262 164V163H261ZM5 165V164H4ZM186 165H187V163H186ZM198 165V164H197ZM180 166V165H179ZM190 166V165H189ZM192 166V165H191ZM212 166V165H211ZM232 166V165H231ZM242 166V165H241ZM245 166V164L243 165V170H244V168H246V166ZM249 166H251V165H249ZM74 167V166H73ZM75 167H78V165L77 166H75ZM131 167V166H130ZM139 167V166H138ZM248 167V166H247ZM251 167H253V166H251ZM257 167L258 166H256V170H257ZM10 168V167H9ZM8 168V169H9ZM136 168V167H135ZM194 168V167H193ZM230 168V167H229ZM228 168V169H229ZM250 168V167H249ZM8 169L6 168H3V166L0 164V258H1V254L3 253V251H6L5 250V247H6V245L8 244V243H10L9 242V240H10V238L12 237V235H13V231H14V229H16L15 227H14V225H16V224H14V221H18V220H15L16 219V217L17 218H19V220H20V218H22L23 216H19L18 217V215H20L22 212H23V209L22 208H24L25 206H23L24 204H22V189H21V191L19 190V189H17V187H18V185H17V187H15V183H13V182H17V181H13L12 180V178H13V174L12 173H10V171L9 172H7L8 171ZM14 169V168H13ZM72 169H74V168H72ZM78 169V168H77ZM174 169V168H173ZM180 169V168H179ZM191 169V168H190ZM189 169V170H190ZM233 169H234V167H233ZM238 169V168H237ZM18 169H16V170H13V171H17ZM123 170V169H122ZM125 170V169H124ZM175 170H176V168H175ZM199 170V169H198ZM231 170V169H230ZM240 170H242V169H240ZM250 170H252L251 168H250ZM256 170H253V171H256ZM12 171V172H13ZM73 171V170H72ZM135 171V170H134ZM182 171H183V169H182ZM192 171V170H191ZM214 171V170H213ZM127 172V171H126ZM131 172H133V171H131ZM179 172V171H178ZM212 172V171H211ZM215 172V171H214ZM236 172V171H235ZM239 172V171H238ZM242 172V171H241ZM259 172V171H258ZM110 173V172H109ZM184 173V172H183ZM186 173V172H185ZM189 173H190V171H189ZM254 173V172H253ZM19 174H21V172H19ZM133 174V173H132ZM174 174H176V173H174ZM194 174V173H193ZM197 174V173H196ZM212 174V173H211ZM216 174V173H215ZM214 174V175H215ZM227 174V173H226ZM233 173H231V175H232ZM235 174V173H234ZM233 174V175H234ZM239 174V173H238ZM244 174V173H243ZM13 175V176H12ZM78 175V174H77ZM105 175V174H104ZM185 175H187V174H185ZM213 175V174H212ZM236 175V174H235ZM240 175V174H239ZM245 175V174H244ZM251 175V174H250ZM249 175V176H250ZM76 176V175H75ZM175 176H177V175H175ZM181 176V175H180ZM189 176V175H188ZM196 176V175H195ZM211 176V175H210ZM210 176H208V177H210ZM228 176V175H227ZM241 176H242V174H241ZM247 176V175H246ZM16 177H18V176H16ZM81 177V176H80ZM79 177V178H80ZM129 177V176H128ZM186 177V176H185ZM194 177V176H193ZM232 178H233V176H231ZM259 177H260V174H259ZM259 177H258V179H259ZM262 177V176H261ZM154 178V177H153ZM183 178V177H182ZM187 178H189V177H186L185 179H187ZM196 178H198V177H196ZM195 178V180H197ZM216 178V177H215ZM218 178V177H217ZM216 178V180H218ZM230 178V177H229ZM228 178V179H229ZM239 178V177H238ZM243 178L245 179V177L243 176L242 177V180H243ZM14 179H17V178H15L14 177ZM77 178H75V180H76ZM152 179V178H151ZM177 179V178H176ZM194 179V178H193ZM214 179V178H213ZM231 179V178H230ZM229 179V180H230ZM234 179V178H233ZM19 180V179H18ZM178 180V179H177ZM190 180V179H189ZM220 180V179H219ZM219 180H218V183L219 184H221V182L222 181H220L219 182ZM239 180V179H238ZM240 180H241V178H240ZM20 181H22V180H20ZM19 181V182H20ZM73 181V180H72ZM79 180H77L76 182H78ZM206 181V180H205ZM211 181H212V179H208L207 180V182L204 184V186L202 185H200L201 187H199V189H197L196 190V192L192 195L193 196V198L195 199L196 198V196L197 195H200V196H202V195H206V197H208L210 194H209V192H210V185H211ZM214 181V180H213ZM212 181V182H213ZM227 181V180H226ZM259 181V180H258ZM76 182H74V183H76ZM180 182V181H179ZM234 182V181H233ZM236 182V181H235ZM235 182L234 183H232V182H230L229 181V183H231V184H233L234 186L233 187H235L236 185H235ZM247 182V181H246ZM245 182V183H246ZM73 183V184H74ZM150 183V182H149ZM177 183V182H176ZM190 182L188 181V184H189ZM203 183V182H202ZM216 183V182H215ZM217 183V184H218ZM238 183V182H237ZM240 183V182H239ZM256 183V182H255ZM259 183V182H258ZM17 184H19V183H17ZM21 184H22V182H21ZM20 184V185H21ZM24 184V183H23ZM72 184V183H71ZM184 184H187V182L186 183H184ZM183 184V185H184ZM187 184V185H188ZM217 184L215 185L216 187H217ZM74 185H76V184H74ZM151 185V184H150ZM176 185H178V184H176ZM239 185V184H238ZM79 186V185H78ZM190 186V185H189ZM192 186V185H191ZM215 186H213L214 188H216ZM223 186V185H222ZM225 186L228 188V187H230V186H228V184H225ZM243 186V185H242ZM256 186V185H255ZM20 187V186H19ZM81 187V186H80ZM219 187V186H218ZM217 187V188H218ZM236 187H238V186H236ZM258 187V186H257ZM22 188V187H21ZM24 188V187H23ZM27 188V187H26ZM25 188V189H26ZM75 188V187H74ZM183 188V187H182ZM190 188V187H189ZM193 188V187H192ZM230 188H232V187H230ZM241 188V187H240ZM239 188V189H240ZM28 189H29V187H28ZM79 189V188H78ZM177 189V188H176ZM195 189V188H194ZM246 189V188H245ZM261 189V188H260ZM24 190V189H23ZM27 190V189H26ZM189 190V189H188ZM218 190V189H217ZM220 190V189H219ZM223 191H225L224 189H222ZM230 190V189H229ZM235 190H237V189H235ZM235 190H234V192H235ZM242 190V189H241ZM258 190H259V188H258ZM72 191V190H71ZM169 192H170V190H168ZM195 191V190H194ZM211 191H213V190H211ZM222 191V192H223ZM228 191V190H227ZM238 191V190H237ZM29 192V191H28ZM80 192H81V189H80ZM188 192V191H187ZM192 192V191H191ZM221 192V191H220ZM74 193V192H73ZM176 193V192H175ZM213 193H214V191L212 192V195H213ZM223 193H225L226 194V191L225 192H223ZM230 193V192H229ZM26 194V193H25ZM224 194V195H225ZM235 194V193H234ZM240 194V193H239ZM238 194V195H239ZM27 195V194H26ZM165 195V194H164ZM174 195V194H173ZM208 195V196H207ZM216 195V194H215ZM245 195V194H244ZM28 196V195H27ZM81 196V195H80ZM166 196H168V195H166ZM189 196V195H188ZM192 196H191V198H192ZM214 196V195H213ZM212 196V197H213ZM231 196H233V195H231ZM249 196V195H248ZM25 197V195L23 196V198ZM171 197H172V195H171ZM177 197V196H176ZM179 198H181V205L179 206V207H182V206H184V207H186V206H189V207H191V204H192V207H196V204H195V206H193L194 204H193V202H191V200L188 198H185V196H184V194L183 193H181L179 196H178ZM206 197H205V199H206ZM223 198H224V196H222ZM226 197V196H225ZM167 198H169V196L167 197ZM179 198H177V199H179ZM204 198V197H203ZM235 198V197H234ZM239 198V197H238ZM30 199V198H29ZM74 199H77V198H75L74 197ZM101 199H103V198H101ZM100 199V200H101ZM166 199V198H165ZM172 199V198H171ZM171 199H169V201L171 200ZM175 199V198H174ZM218 199V198H217ZM222 199V198H221ZM220 199V200H221ZM228 199V198H227ZM230 199V198H229ZM242 199V198H241ZM246 199V198H245ZM157 200V199H156ZM188 200H190V201H188ZM202 200H204V199H202ZM212 200V199H211ZM231 200V199H230ZM229 200V201H230ZM235 200V199H234ZM238 200V199H237ZM249 200V199H248ZM247 199H246V201H248ZM27 201V200H26ZM78 201H80L79 199H78ZM162 201H163V199H162ZM174 201V200H173ZM179 201V200H178ZM244 201V200H243ZM242 201V202H243ZM25 202V201H24ZM68 202V201H67ZM75 202V201H74ZM76 202H77V200H76ZM159 202V201H158ZM197 202V201H196ZM199 202V201H198ZM197 202V203H198ZM222 202V201H221ZM241 202V201H240ZM239 202V203H240ZM27 203V202H26ZM69 203H71L70 201H69ZM162 203V202H161ZM178 203V202H177ZM201 203V202H200ZM206 203H208V202H206ZM215 203V202H214ZM218 203V202H217ZM227 204H228V201L226 202ZM237 203H238V201H237ZM236 203V204H237ZM78 204H80V203H78ZM155 204H157V203H155ZM170 204H171V202H170ZM226 204V205H227ZM245 204V203H244ZM243 204V205H244ZM104 205V204H103ZM205 205V204H204ZM212 205V204H211ZM222 205V204H221ZM234 205V204H233ZM239 205V204H238ZM242 205V204H241ZM242 205V206H243ZM76 207L78 206V205H75ZM81 206V205H80ZM198 206V205H197ZM223 206V205H222ZM232 206V205H231ZM230 206V207H231ZM237 206V205H236ZM68 207V206H67ZM155 207V206H154ZM170 207H172V205L170 206ZM178 207V208H179ZM206 207V206H205ZM238 207V206H237ZM69 208V207H68ZM79 208V207H78ZM176 208H177V205H176ZM187 208V207H186ZM239 208V207H238ZM76 209V208H75ZM80 209V208H79ZM79 209H77V210H79ZM157 209V208H156ZM167 209V208H166ZM172 209V208H171ZM183 209H185V208H183ZM182 209V210H183ZM192 209H195V208H192ZM199 209V208H198ZM203 209V208H202ZM210 209H211V206H210ZM25 210V209H24ZM73 210V209H72ZM76 210V211H77ZM164 210V209H163ZM173 210V209H172ZM171 210V211H172ZM197 210V209H196ZM205 210V209H204ZM207 210V209H206ZM205 210V211H206ZM213 210V209H212ZM241 210V209H240ZM191 211V210H190ZM193 211V210H192ZM209 211H211V210H209ZM67 212V211H66ZM163 212H166V210L165 211H163ZM162 212V213H163ZM186 212V211H185ZM184 212V213H185ZM221 212H223V211H221ZM76 213V212H75ZM170 213V212H169ZM180 213V212H179ZM179 213H178V215H179ZM194 213V212H193ZM192 212H190V214L189 213H187V215H189V216H186L187 218L188 217H190V215L191 214H193ZM206 213V212H205ZM214 213V212H213ZM212 213V214H213ZM220 213V211L218 212V214ZM224 213V215H225V212H223ZM227 213V212H226ZM230 213V212H229ZM239 213V212H238ZM77 214V213H76ZM172 214H174V213H172ZM186 214V213H185ZM203 214H204V212H203ZM217 214V215H218ZM233 214V213H232ZM23 215V214H22ZM68 215V214H67ZM75 215V214H74ZM155 215V214H154ZM165 215V214H164ZM170 215V214H169ZM177 215V213H176V215H172V217L170 218L169 217V219H171V220H169V222H170V225L168 226L170 229L172 228L173 229V227L175 226V224H177L179 221H180V215L178 216ZM183 215V214H182ZM193 215H195V214H193ZM198 215V214H197ZM210 215V214H209ZM214 215V214H213ZM212 215V216H213ZM216 215V216H217ZM229 215V214H228ZM241 215V214H240ZM25 216V215H24ZM153 216V215H152ZM204 216V215H203ZM238 216V215H237ZM242 216V215H241ZM71 217V216H70ZM69 217V218H70ZM75 217V216H74ZM80 217H82V216H80ZM182 217V216H181ZM184 217V216H183ZM185 217V218H186ZM191 217H194V216H191ZM227 217V216H226ZM25 218V217H24ZM164 218V217H163ZM162 218V219H163ZM167 218V217H166ZM165 218V219H166ZM205 218V217H204ZM212 218H215L214 216L212 217ZM234 218V217H233ZM23 219V218H22ZM77 219V218H76ZM75 219V220H76ZM82 219V218H81ZM162 219H161V221H162ZM164 219V220H165ZM191 219V218H190ZM194 219V218H193ZM148 220V219H147ZM153 220H154V218H153ZM160 220V219H159ZM187 220V219H186ZM196 220V219H195ZM214 220V219H213ZM213 220H211V221H213ZM221 220V219H220ZM21 221V220H20ZM26 221H28L27 219H26ZM69 221H70V219H69ZM187 221H189V220H187ZM192 221V220H191ZM190 221V222H191ZM194 221V220H193ZM222 221V220H221ZM225 221V220H224ZM230 221V220H229ZM73 222H75V221H73ZM78 222H79V220H78ZM166 222V221H165ZM185 221H183L182 223L183 224H185L184 223ZM215 222V221H214ZM227 222V221H226ZM16 223V222H15ZM20 223V222H19ZM24 223V222H23ZM159 223V222H158ZM161 223H163V222H161ZM167 223V222H166ZM181 223V224H182ZM189 223V222H188ZM213 223V222H212ZM220 223V222H219ZM18 224V223H17ZM27 224V223H26ZM71 225H72V223H70ZM73 224H75V225H77L76 223H73ZM179 224V223H178ZM181 224H179V225H181ZM214 224V223H213ZM231 224V223H230ZM229 224V225H230ZM242 224V223H241ZM256 224V223H255ZM20 225V224H19ZM93 225V224H92ZM161 225V224H160ZM163 225H165V224H163ZM178 225V226H179ZM187 225V224H186ZM189 225V224H188ZM187 225V226H188ZM198 225V224H197ZM200 225V224H199ZM210 225V224H209ZM245 225V224H244ZM243 225V226H244ZM17 226V225H16ZM68 226V225H67ZM70 226V225H69ZM94 226V225H93ZM132 226V225H131ZM155 226V225H154ZM183 226H185V225H183ZM183 226H182V228H183ZM220 226H222V225H220ZM224 226V225H223ZM239 226V225H238ZM254 226V225H253ZM255 226H257V225H255ZM20 227V226H19ZM18 227V228H19ZM66 227V226H65ZM164 227V226H163ZM177 227V226H176ZM190 227H192L191 225H190ZM193 227H194V225H193ZM192 227V228H193ZM195 227H197L196 225H195ZM200 227V226H199ZM210 227V226H209ZM247 227H248V225H247ZM250 227V226H249ZM67 228V227H66ZM71 228V227H70ZM74 228V227H73ZM130 228V227H129ZM146 228H147V226H146ZM155 228V227H154ZM156 228H158V227H156ZM181 228V231H183V229ZM186 228H188V227H185V229ZM215 228H216V226H215ZM76 229V228H75ZM78 229H79V227H78ZM131 229V228H130ZM141 229V228H140ZM165 229V228H164ZM175 229V228H174ZM196 229V228H195ZM204 229V228H203ZM223 229V228H222ZM243 229H244V227H243ZM258 229V228H257ZM260 229V228H259ZM19 230V229H18ZM77 230V229H76ZM81 230H83V228L81 229ZM158 230V229H157ZM178 230H179V228H178ZM188 230V229H187ZM187 230H185L186 232H187ZM194 230V229H193ZM192 229H191V231H193ZM197 230V229H196ZM242 230V229H241ZM246 230V229H245ZM17 231V230H16ZM69 231H71V230H69ZM73 231H74V229H73ZM152 231V230H151ZM159 232L161 231V230H158ZM162 231H165V230H162ZM215 231V230H214ZM240 231V230H239ZM18 232V231H17ZM81 232H83V231H81ZM149 232V231H148ZM147 232V230H146V233H148ZM154 232H156V231H154ZM189 232H190V230H189ZM205 232V231H204ZM252 233H253V230L251 231ZM256 232V231H255ZM261 232V231H260ZM14 233H15V231H14ZM141 233V232H140ZM140 233H139V235H140ZM158 233V232H157ZM167 233V232H166ZM169 233H171V232H169ZM182 233V232H181ZM188 233V232H187ZM192 233V232H191ZM197 233V232H196ZM210 233V232H209ZM226 233V232H225ZM250 233V232H249ZM64 234V233H63ZM78 234V233H77ZM79 234H80V232H79ZM109 234V233H108ZM172 234V233H171ZM180 234V233H179ZM179 234H178V236H179ZM183 234L184 235H186V233H184L183 232ZM192 234H194V233H192ZM207 234V233H206ZM238 234V233H237ZM83 235V234H82ZM81 235V236H82ZM138 235V234H137ZM138 235V236H139ZM147 235V234H146ZM160 235V234H159ZM170 235V234H169ZM182 235V234H181ZM184 235H182L183 237H185ZM189 235H190V233H189ZM196 236H197V234H195ZM201 235V234H200ZM232 235V234H231ZM243 235H244V232H243ZM64 236H65V234H64ZM70 236V235H69ZM81 236H79V237H81ZM108 236V235H107ZM163 236H164V233H163ZM172 236H173V234H172ZM204 236V235H203ZM206 236V235H205ZM210 236V235H209ZM242 236V235H241ZM245 236V235H244ZM248 236V235H247ZM79 237H77V238H79ZM144 237V236H143ZM165 237H166V235H165ZM183 237H181L182 239H183ZM193 237H194V235H193ZM223 237V236H222ZM237 237V236H236ZM235 237V238H236ZM249 237V236H248ZM248 237H246V238H248ZM258 237H260V236H258ZM257 236H256V238H258ZM263 237V236H262ZM14 238V237H13ZM83 238V237H82ZM85 238V237H84ZM112 238V237H111ZM148 238V237H147ZM162 238V237H161ZM170 238V237H169ZM177 238V237H176ZM179 238V237H178ZM186 238V237H185ZM184 238V239H185ZM199 238V237H198ZM198 238H196V240L198 239ZM206 238V237H205ZM207 238H208V235H207ZM213 237H211V239H212ZM253 238V237H252ZM76 239V238H75ZM74 239V240H75ZM137 239H138V237H137ZM193 239V238H192ZM201 239V238H200ZM208 239H210V238H208ZM229 239H231V236L229 237ZM241 239V238H240ZM249 239V238H248ZM72 240V239H71ZM70 240V241H71ZM73 240V241H74ZM77 240V242H78V239H76ZM80 240V239H79ZM84 240V239H83ZM113 240V239H112ZM162 240V239H161ZM173 240V239H172ZM220 239H218V241H219ZM232 240H234V238L232 239ZM236 240H237V238H236ZM252 240V239H251ZM254 240H256V239H254ZM12 241V240H11ZM68 241V240H67ZM81 242H78L79 244L80 243H82V239L80 240ZM132 241V240H131ZM141 241H143V240H141ZM185 240H183V242H184ZM208 241V240H207ZM217 241V242H218ZM221 241V240H220ZM244 241V240H243ZM243 241H242V243H243ZM263 242H264V240H262ZM15 242V241H14ZM72 242V241H71ZM76 242V241H75ZM183 242H181L182 244H183ZM195 242H197L198 243V241H195ZM200 242V241H199ZM203 242V241H202ZM209 242V241H208ZM212 242V241H211ZM216 242V241H215ZM233 242V241H232ZM237 242V241H236ZM256 242H257V240H256ZM64 243V242H63ZM84 243V242H83ZM111 243H113V242H111ZM136 243H137V241H136ZM146 243V242H145ZM148 243V242H147ZM161 243V242H160ZM167 243V242H166ZM220 243V242H219ZM245 243H247V242H245ZM254 243V242H253ZM73 244V243H72ZM71 244V245H72ZM78 244V245H79ZM109 244V243H108ZM140 244H141V242H140ZM164 244V243H163ZM169 244V243H168ZM176 244H177V242H176ZM182 244H180V246L182 245ZM218 244V243H217ZM221 244V243H220ZM248 244V243H247ZM9 245V244H8ZM7 245V246H8ZM10 245H11V243H10ZM78 245H74V246H78ZM161 245V244H160ZM244 245V244H243ZM251 245V244H250ZM250 245H248L249 247H250ZM66 246V245H65ZM64 246V247H65ZM69 246H70V243H69ZM80 246V245H79ZM109 246V245H108ZM158 246V245H157ZM164 246H167L168 247V245H165L164 244ZM178 246H179V244H178ZM190 246V245H189ZM224 246V245H223ZM246 246V245H245ZM255 246V245H254ZM259 246V245H258ZM14 247V246H13ZM83 247V246H82ZM93 247V246H92ZM91 247V248H92ZM160 247V246H159ZM202 247H203V245H202ZM214 247V246H213ZM219 247V246H218ZM248 247V248H249ZM252 247H253V245H252ZM11 248V247H10ZM80 248V247H79ZM90 248V249H91ZM95 248V247H94ZM106 248H107V246H106ZM113 248H114V246H113ZM143 248H145V247H143ZM161 248H162V246H161ZM166 248V247H165ZM165 248H163L162 250H163V252H161L162 253V255H163V253H164V255H165V259L164 260H167V262H169L168 264H176V263H172V256H170V253H169V250L168 251H165ZM179 248V247H178ZM188 248H190V247H188ZM193 248V247H192ZM234 248V247H233ZM232 248V249H233ZM239 248V247H238ZM251 248V247H250ZM249 248V249H250ZM6 249H7V247H6ZM70 249H71V247H70ZM69 249V250H70ZM74 249H75V247H74ZM73 249V250H74ZM121 249H123L122 247H121ZM146 249V248H145ZM150 249V248H149ZM176 249V248H175ZM181 249H183V248H181ZM197 249H199V248H197ZM202 249V248H201ZM206 249V248H205ZM213 249H215V248H213ZM219 249V248H218ZM234 249H237V248H234ZM243 249H246L247 250V248H243ZM248 249V250H249ZM252 249V248H251ZM250 249V250H251ZM9 250V249H8ZM7 250V251H8ZM73 250H71V251H73ZM75 250H77L78 251V249H75ZM80 250V249H79ZM106 250V249H105ZM104 250V251H105ZM109 250V249H108ZM116 250V249H115ZM144 250V249H143ZM157 250V249H156ZM161 250V249H160ZM173 250V249H172ZM193 250V249H192ZM208 250V249H207ZM206 250V251H207ZM231 250V249H230ZM239 250H240V248H239ZM245 250V251H246ZM247 250V251H248ZM249 250V251H250ZM253 250H256L255 248L253 249ZM263 250V249H262ZM13 251V250H12ZM66 251H68V250H66ZM83 251V250H82ZM92 251V250H91ZM149 251H152V249L151 250H149ZM171 251V250H170ZM176 251V250H175ZM186 251V250H185ZM203 251V250H202ZM205 251V252H206ZM214 251V250H213ZM221 251H223V250H221ZM233 251V250H232ZM231 251V252H232ZM246 251V252H247ZM74 252V251H73ZM90 252V251H89ZM111 252V251H110ZM114 252V251H113ZM121 252V251H120ZM128 252V251H127ZM141 252V251H140ZM157 252V251H156ZM166 252H167V254H166ZM180 252H182V251H180ZM208 252V251H207ZM218 252V251H217ZM238 252V251H237ZM251 252V251H250ZM255 251H253V253H254ZM9 253V252H8ZM12 253V252H11ZM68 254H69V251L67 252ZM94 253H96V251L94 252ZM104 253V252H103ZM106 253H107V251H106ZM146 253V252H145ZM150 253V252H149ZM169 253V254H168ZM187 254L186 255H189L190 254V257H193V255L195 254V252H193L194 254H192L191 255V253H190V251L189 252H186ZM189 253V254H188ZM201 253V252H200ZM215 253V252H214ZM225 253H226V251H225ZM243 253H244V250H243ZM249 252H247V254H248ZM253 253H251V254H253ZM261 253V252H260ZM71 254V253H70ZM83 254V253H82ZM116 254V253H115ZM129 254V253H128ZM136 254H138V253H136ZM155 254V253H154ZM175 254V253H174ZM181 254V253H180ZM197 254H199V253H197ZM202 254V253H201ZM233 254V253H232ZM74 255V254H73ZM95 255H98V254H95ZM104 255H106V254H104ZM114 255V254H113ZM125 255H126V253H125ZM139 255V254H138ZM150 255V254H149ZM153 255V254H152ZM160 255V254H159ZM183 255V254H182ZM212 255V254H211ZM228 255V254H227ZM241 255V254H240ZM239 255V256H240ZM255 255V254H254ZM259 255V254H258ZM257 255V256H258ZM6 256V255H5ZM66 256V255H65ZM71 256V255H70ZM76 256H77V254H76ZM107 256V255H106ZM122 256V255H121ZM124 256V255H123ZM128 256V255H127ZM130 256H131V254H130ZM135 256V255H134ZM175 256V255H174ZM173 256V257H174ZM181 256V255H180ZM179 256V257H180ZM210 256V255H209ZM235 256V255H234ZM243 256V255H242ZM263 256V255H262ZM7 257V256H6ZM6 257H4L5 259H6ZM74 257V256H73ZM80 257H82V256H80L79 255V258ZM118 257V256H117ZM132 257V256H131ZM150 257H151V255H150ZM157 257V256H156ZM189 257V259H191ZM196 257V256H195ZM201 257H203V256H201L200 255V259H201ZM212 257V256H211ZM215 257V256H214ZM229 257H230V255H229ZM254 257V256H253ZM55 258V257H54ZM76 258H78V257H76ZM78 258V259H79ZM83 258V257H82ZM102 258V257H101ZM114 258V257H113ZM128 258V257H127ZM148 259H149V257H147ZM159 258H160V256H159ZM163 258V257H162ZM188 258V256L186 257V261L187 260H189V259H187ZM209 258V257H208ZM243 258V257H242ZM258 258V257H257ZM5 259H3V256H2V259H0V261L1 260H5ZM56 259V258H55ZM75 259V258H74ZM107 259V258H106ZM116 259V258H115ZM120 259V258H119ZM150 259H152V258H150ZM181 259H183V258H181ZM185 259V258H184ZM210 259V258H209ZM263 259V258H262ZM51 260V259H50ZM80 260H81V258H80ZM79 260V261H80ZM110 260H111V258H110ZM109 259H108V261H110ZM116 260H118V259H116ZM132 260H134V259H132ZM143 260V259H142ZM154 260V259H153ZM174 260V259H173ZM177 260V259H176ZM194 260V259H193ZM202 260H204V259H202ZM261 260V259H260ZM52 261H53V259H52ZM78 261V260H77ZM76 261V262H77ZM107 261V260H106ZM122 261V260H121ZM127 261V260H126ZM157 261V260H156ZM163 261V260H162ZM175 261V260H174ZM191 261V260H190ZM197 261V260H196ZM205 261V260H204ZM211 261V260H210ZM253 261H255V260H253ZM112 262V261H111ZM128 262V261H127ZM134 262V261H133ZM167 262H165V263H167ZM183 262H184V264H185V260H183ZM207 262V261H206ZM205 262V263H206ZM104 263V262H103ZM143 263V262H142ZM145 263V262H144ZM154 263V262H153ZM158 263V262H157ZM160 263V262H159ZM179 263V262H178ZM177 263V264H178ZM181 263V262H180ZM188 263H190V262H188ZM187 263V264H188ZM193 263L195 264V262L193 261ZM197 263V262H196ZM208 263V262H207ZM215 263V262H214ZM247 263H249V262H247ZM4 264V263H3ZM73 264V263H72ZM75 264V263H74ZM117 264H122V263H117ZM123 264H128V263H126V262H124ZM139 264H141V263H139ZM147 264H148V262H147ZM162 264H164V263H162ZM191 264V263H190ZM203 264V263H202ZM209 264V263H208ZM211 264V263H210ZM219 264V263H218Z\"/></svg>",
    "mask_w": 264,
    "mask_h": 264
}]
</instances>
